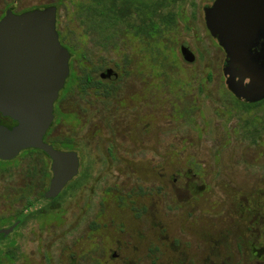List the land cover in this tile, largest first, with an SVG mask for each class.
I'll use <instances>...</instances> for the list:
<instances>
[{"label": "rangeland", "instance_id": "obj_1", "mask_svg": "<svg viewBox=\"0 0 264 264\" xmlns=\"http://www.w3.org/2000/svg\"><path fill=\"white\" fill-rule=\"evenodd\" d=\"M84 1L0 0V19L7 6L16 13L48 5L58 8L60 41L73 53L75 76L59 93L62 99L69 91L58 104L59 120L53 131L82 153L84 168L79 175H85H77L56 197L38 198L45 186L38 155L23 156L24 151L14 163L0 160V228L9 226L20 211L28 215L0 242V264H93V248L86 243L96 239L92 228L97 208L102 231L109 234L116 223L110 211L115 206L113 194L154 190V183L144 178V158L164 159L166 169L172 168L168 165L174 159L222 158L233 165L254 158L255 151L247 149L251 147L238 146L250 142L242 139L238 121L224 116L221 100L234 111H264V101L250 106L226 91L223 54L201 24L207 0H132L144 8L158 7L151 32L136 34L129 23L120 22L108 33L111 42L106 46L99 45L100 31L90 29L80 14ZM181 44L195 53L191 64L183 59ZM105 67L120 74L119 81L104 83L115 86L114 95L105 97L103 91L93 89L83 93L80 77L99 78ZM256 141L264 144V135ZM146 144L147 151L142 149ZM36 199L24 212L26 203ZM84 250L89 251L85 257Z\"/></svg>", "mask_w": 264, "mask_h": 264}, {"label": "flooded vegetation", "instance_id": "obj_2", "mask_svg": "<svg viewBox=\"0 0 264 264\" xmlns=\"http://www.w3.org/2000/svg\"><path fill=\"white\" fill-rule=\"evenodd\" d=\"M176 1L179 0H173L174 3ZM262 1L264 3V0H258L253 19L248 18L250 23L242 28V32L248 35L247 40L241 42L246 45L243 51L256 56L264 55V6L260 5ZM216 2L217 0H207L203 4L201 24L206 36L213 40L217 50L223 54L222 73L225 78L226 91L250 106H258L264 98L254 102L239 98L227 85L228 76L225 75V69L229 63L228 52L220 43L219 33L231 34L235 38L241 30L236 24L228 26V24L213 23V16L217 12L213 9ZM238 3L239 0H227L223 13L236 17L242 9ZM207 12L212 20H209V23ZM57 25L58 14L56 22L58 31ZM216 32L218 33L214 35ZM58 33L60 40L61 34L59 31ZM135 33L146 34L136 31ZM100 35L96 38L97 42L99 45L106 46L108 42L101 43ZM61 44L64 45V43ZM183 47L187 48L196 59L195 53L185 44L180 45L182 57ZM70 48L73 50L71 46ZM69 53L70 74L68 78H71L72 84L75 76L71 61L73 53L70 51ZM185 62L192 63L186 60ZM110 70L115 75H108L107 72ZM88 75L80 77V87L83 93H86L88 89H93L97 93L103 91L105 97L114 95L115 86L104 84L111 80H113L112 83L119 81L120 74L114 67H105L99 78L89 75L93 79L91 86L86 85ZM245 82L247 83V80ZM66 95L62 99L58 97L55 102L54 120L44 136V142L56 150L76 152L80 163L78 177L85 178L84 174L79 175L84 168L82 153L69 143L68 138H59L54 135L53 131L59 120L57 119V113L60 112L58 104ZM221 103L225 114L223 115L232 116L237 120L242 139L250 142L238 146L251 147L247 149L255 151L254 158H243L244 160H237L233 165H227L222 158L174 159L169 161L168 166L172 167L170 169H166L164 159H156V161L149 158L142 159L141 164L147 172L144 178L154 183V190H147L146 187L145 190H129L122 195L113 194L115 206L110 208V211H113V215L115 214L113 218L116 223L109 234L102 231L100 207L97 208V218L92 228L96 239L86 243L87 247L93 248L91 260L93 264H264V144L256 141L264 135V111L253 108L248 111L230 110L231 106L223 100V97ZM60 114L63 117L66 115L62 112ZM55 144H65L69 147L55 146ZM139 144L143 145V142ZM111 148L109 146L107 149L111 150ZM142 149L147 151V144ZM24 151L27 153L23 156L37 154L40 158L45 186L39 192L38 198L48 196L53 177L51 157L43 150L31 148L21 151L15 159L7 162L11 164L18 161L20 154ZM239 166L242 168L238 169ZM218 177L219 180L216 179ZM166 186L170 188V191H166L168 188ZM23 192L27 194L29 189H24ZM97 197L98 205H100L99 195ZM29 202L24 206V212ZM31 202L34 204L37 199ZM120 213L125 215L122 216ZM21 215L26 214L20 211L11 218L10 225L5 227L9 228L18 222L9 235L19 228ZM101 236H105L107 240H102ZM4 238L1 235L0 242ZM87 253L89 251L84 250L83 256H87Z\"/></svg>", "mask_w": 264, "mask_h": 264}, {"label": "water", "instance_id": "obj_3", "mask_svg": "<svg viewBox=\"0 0 264 264\" xmlns=\"http://www.w3.org/2000/svg\"><path fill=\"white\" fill-rule=\"evenodd\" d=\"M257 2L239 0L242 9L236 17L223 13L227 0H217L213 8L217 10L214 24H236L241 30L235 38L219 33V40L228 52L227 85L251 102L264 98V55L243 51L246 45L241 42L248 38L242 28L250 23L248 18L253 19ZM207 20H211L209 12ZM56 22V6L19 13L8 7L0 19V159L13 160L31 148L48 153L53 161L49 197L59 195L80 167L76 152L56 150L44 142L54 120L55 102L70 74V53L59 40ZM182 54L188 62L195 59L185 47ZM107 74L115 75L111 70ZM17 224L0 229V236H8Z\"/></svg>", "mask_w": 264, "mask_h": 264}, {"label": "trees", "instance_id": "obj_4", "mask_svg": "<svg viewBox=\"0 0 264 264\" xmlns=\"http://www.w3.org/2000/svg\"><path fill=\"white\" fill-rule=\"evenodd\" d=\"M80 14L85 16V21L88 22L90 29L99 30L101 35V43H106L111 40V30L120 22H127L137 33L151 32L152 25L155 24L158 16V7L149 9L144 8L140 4L132 0H86L79 5ZM151 11V16L149 12ZM130 27V28H131ZM151 35V33H150ZM93 79L91 76L86 77V85L91 86ZM32 205L30 201L28 206ZM19 227L28 218V215L23 217ZM5 236H3L4 238ZM10 259H14V255L8 253Z\"/></svg>", "mask_w": 264, "mask_h": 264}]
</instances>
